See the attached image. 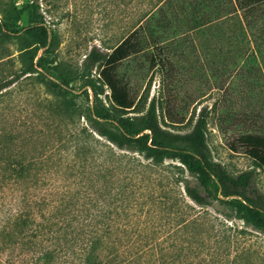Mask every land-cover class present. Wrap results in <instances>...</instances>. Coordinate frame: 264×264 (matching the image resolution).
<instances>
[{"label": "rangeland", "instance_id": "rangeland-1", "mask_svg": "<svg viewBox=\"0 0 264 264\" xmlns=\"http://www.w3.org/2000/svg\"><path fill=\"white\" fill-rule=\"evenodd\" d=\"M30 1L0 0V82L37 70L0 92V160L33 163L15 182L0 162V255L11 264H264V234L218 203L191 201L185 181L195 180L179 162L146 160L89 127L84 76L93 49L111 53L129 39L113 74L134 107L155 97L163 126L182 133L206 108L214 160L234 175L254 169L264 194L243 141L264 137V3L192 14L183 0H40L42 46ZM203 16L210 25L188 24ZM110 96L106 88L107 106Z\"/></svg>", "mask_w": 264, "mask_h": 264}, {"label": "trees", "instance_id": "trees-1", "mask_svg": "<svg viewBox=\"0 0 264 264\" xmlns=\"http://www.w3.org/2000/svg\"><path fill=\"white\" fill-rule=\"evenodd\" d=\"M183 2L182 8L185 7L184 9L194 14L197 10L212 7L213 4L214 8L234 5L241 10H251L259 3H264V0H183ZM25 9L40 25L33 29L43 30L40 44L45 46L48 32L43 25L45 17L41 11L40 0H31ZM188 24L205 26L210 25V21L203 16L190 20ZM129 48V39H125L114 47L111 53L93 49L87 55L84 62L85 86L94 96L93 105L86 115L89 127L117 148L141 154L146 160L154 163L166 160L179 162L195 180V183L191 180L185 181V193L191 201L201 207L218 203L229 210L232 217L264 234V194L254 186L255 170L234 175L223 164L214 160L207 142L209 112L206 108L200 111L192 129L182 133L163 126L155 97L150 100L145 110L134 107L130 95L119 86L113 74L116 65L129 55ZM95 67L99 68L98 75L92 74ZM36 72L33 64L21 69L12 78L0 82V92L22 77ZM106 88L111 91L109 106L102 98ZM51 89L58 97L68 103L71 102L65 92ZM243 141L250 147V157L255 169L264 171V137L247 135L243 137ZM5 157L0 160L3 162V169L5 171L9 169L11 174L9 178H15V182H20L29 166L33 165L32 161L26 156ZM29 217L25 216V219ZM9 261L0 255V264H11Z\"/></svg>", "mask_w": 264, "mask_h": 264}]
</instances>
